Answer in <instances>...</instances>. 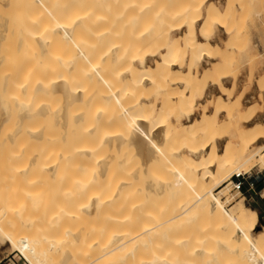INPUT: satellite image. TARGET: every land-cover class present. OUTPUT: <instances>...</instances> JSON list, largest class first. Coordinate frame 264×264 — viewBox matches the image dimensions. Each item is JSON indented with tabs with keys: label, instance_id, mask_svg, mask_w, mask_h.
<instances>
[{
	"label": "bare ground",
	"instance_id": "obj_1",
	"mask_svg": "<svg viewBox=\"0 0 264 264\" xmlns=\"http://www.w3.org/2000/svg\"><path fill=\"white\" fill-rule=\"evenodd\" d=\"M23 1H20L23 2L22 8L28 3L26 7L33 14H46L59 25L48 36L34 33L33 39L40 41L43 48L50 45L47 39H55L60 45V52L55 53L56 58L53 57L58 61L55 68V65L49 66L46 62V58H50L48 53L51 47L48 53L43 52L42 48L46 60H37V69L32 71V66H27L29 61L32 63L36 58L29 50L31 46L28 47L31 34L28 32L29 37L27 33L22 36L26 31L19 34L25 36V41L28 39L27 43L23 42L28 45L24 46L20 43L23 38L15 33L17 29L13 27L14 33L19 36L16 38L24 46L21 48L28 47L31 53L26 54L27 57L30 55L29 60L25 56L27 49H23V57L27 58L24 59L25 64L31 67V71L23 63L20 70L17 64L19 71H12L17 72L13 75L19 78L18 83L15 82L18 92L29 95L22 96L17 92V96L22 97L18 98L19 101L23 98L27 100L23 105L27 109L19 116V121L17 119L16 124L19 125L12 128L5 138L0 133L1 151L5 146L12 148L8 160L3 161L7 168L5 170L11 181L19 180L15 187L11 185L15 189L13 193L3 194L4 188L0 190V221L5 224V227H0L1 243L9 244L13 251L31 264H236L235 260L238 259L241 264H264V222L260 223L257 212L246 205L243 197L230 209H226L223 201L231 190L229 186H232L230 180L233 176L247 174L245 167L254 160L264 168V152H261L264 147H257L258 141L264 139V124L246 128L238 140L239 149H234L235 155L239 156H234L233 152L230 157L224 158L223 152L219 151L218 142L224 139L225 144L230 142V137L224 133V123L229 119L226 122L221 120V116L227 117L223 98L227 96L233 99L236 91V82L231 76H225L231 74V61H235L233 54H237L233 53L232 46L239 40V35L230 25L239 15L236 1L182 0V5L180 0L176 4L171 0L176 6L179 3L180 7L172 5L170 8L166 6L167 2L162 3L160 10L155 7L156 12L167 20L173 19L172 23L177 20L176 28L172 25L175 30L173 34L177 32V35L171 37L170 31L165 34L159 31L154 36L152 31L156 32L157 29L152 30V26L144 24L148 27L143 28L131 25L139 39L144 38L142 35L154 34L153 38L149 36L152 38L150 44L147 43L149 46L143 45L150 49H145L143 53L139 45L141 40L135 42L136 52L127 50L125 32L130 27L128 24L135 20L132 19L131 23L130 19L128 24L125 22L128 25L125 31L123 22L128 18L126 15L125 19L126 11L113 12L116 5L126 3V0H92L89 7H86L89 0ZM216 2L226 3V6L222 9L221 4ZM147 3L143 2L141 6L139 0L136 7L129 4L131 16L137 12L135 19L139 18L141 11L145 13L149 9ZM16 6L17 10L19 5ZM66 7H81L76 18L73 17L74 25L71 27L77 30L87 26V32L75 33V29L72 30L68 24L60 25L56 16L59 9L66 14ZM20 8L18 10L22 11ZM19 15L23 16L22 13ZM38 23L43 22L40 19ZM18 26L20 32L21 26ZM3 29L6 31L7 28ZM13 29L9 28L11 32ZM221 32L226 39L218 42L217 35H221ZM133 36L130 38H136ZM142 41L144 44L145 41ZM19 43L16 42V45ZM225 43L224 48L221 45ZM249 47L252 52L259 53L251 43ZM19 50L18 47L17 52ZM5 53L6 58H11L10 51ZM2 55L0 58H4ZM260 55L264 56L263 53ZM150 60L153 61L152 65L148 64ZM207 62L210 66L200 71V67ZM225 68H229V73L226 74ZM9 73L5 75L12 77ZM9 77L7 83L11 81ZM226 80L233 81L234 86L231 84L232 88H225L223 84ZM12 84L11 87L6 86L11 90L3 92L13 91ZM209 88L218 89L221 95L200 104ZM146 90L154 95H144ZM51 94L61 95L58 107L54 105L57 122H53V114L47 117L51 120V123L48 122L51 126H57L55 135L47 133L42 126H33V118H39L41 123V117L46 118L49 114L48 101L52 104L49 99H53ZM7 98L13 101L10 95ZM36 100L43 104H38ZM230 102L233 104L235 101L230 99ZM17 103L19 105L20 102ZM238 104L235 103V106ZM245 110L239 107L240 112ZM12 112L9 115H18L17 110ZM101 129L108 131L95 135ZM173 141H177V145L182 141L184 145L178 151L175 150L177 145L174 150L171 149L175 153L171 155L172 158H176H173L175 162L172 165L170 154H166L169 150L166 152L164 148ZM44 144L53 147L45 149ZM124 144L127 148L133 146L137 151L131 154L133 158L130 157V160L138 156L141 158L119 170L111 163L114 169L110 170L109 162L116 155L114 151H119L117 147ZM172 144L168 147H172ZM106 146L112 148L106 149L110 150L107 153L104 152ZM107 154L114 156L111 159ZM160 158L165 161L162 162ZM159 159L163 166L166 163L164 167L167 169L163 171L167 174L161 171L164 177L160 174V179H157L155 177L160 172L155 174V164ZM113 162L119 166V160ZM171 169L175 172L171 173ZM7 172L3 174L5 177ZM169 173L172 175L169 176ZM175 174L177 177H173ZM20 180L24 181L23 184ZM189 187L195 188L194 191ZM155 195H166L167 198L162 199L165 202L156 200L153 205L151 198H156ZM167 199H170L169 202ZM159 203L160 206L164 203L166 208L162 209L168 215L165 213L166 216H163L162 212L152 209L151 206L155 208ZM168 206H171L169 210ZM92 220L102 223L95 222L96 226Z\"/></svg>",
	"mask_w": 264,
	"mask_h": 264
},
{
	"label": "rangeland",
	"instance_id": "obj_2",
	"mask_svg": "<svg viewBox=\"0 0 264 264\" xmlns=\"http://www.w3.org/2000/svg\"><path fill=\"white\" fill-rule=\"evenodd\" d=\"M1 1V3H0V56L2 55L4 58H0V133H1V135H2V137H3V134H4V138H5V135H7V134H9V131L12 129V128H15V126L17 125L16 124V121H17V119H18V121H19V116L24 112V111H26V107H24L23 105H26V101L27 100H25L24 98H23V102L20 100L19 101V97L20 98H22L21 96H17L18 94H20V95H22L23 93H21V92H18V88H17V85H15V82H17L18 83V75H16L17 77L15 78V76L13 75V74H17V72L16 73H13L14 71H19L20 70V68L21 67H23V66H21L22 65V63H23V65L25 66V67H27V66H29V64L32 66V71H35V69H37L36 68V63H38V62H40V61H43L44 59H45V55H44V53L43 52H47V50H48V48L49 47H51L49 50H51V51H49V59L48 58H46L47 59V65H49V66H54L55 65V68H56V64L58 63V61L56 60V59H54L53 60V57L54 58H56L57 56L55 55V53L56 52H60L58 49H59V47H60V45L59 44H57V40H55V39H52L51 41H50V39H47V41H49V47H42V45H41V42L40 41H36V40H34L33 39V36H34V33H44L45 34V36H48L49 35V32L50 31H52L53 29H56L57 27H59V25H57L56 24V22L53 20V18L51 17H48V16H46V14H41L40 13V15H37L35 12H34V14L35 15H37V16H35L34 14H33V11L32 10H30L29 9V7H26V5L28 6V1L27 2H25V6H24V8H22L23 7V4H21V3H23L24 1L23 0H8V2H7V0H0ZM19 1V2H18ZM20 1H23V2H20ZM85 1H87V0H85ZM85 1H84V3H85ZM94 1V0H93ZM93 1L92 0H89L88 2H86V7H89V6H91L92 5V3H93ZM134 1V2H133ZM137 2L139 1V0H136ZM135 0H126V3H125V1L121 4H119L118 6L116 5L115 7H114V10H113V12H114V14H116V13H119L120 12V10H122V9H124L126 12H125V21L123 22L124 23V25H126V27H125V31H126V29L128 28L127 26L128 25H130V27L132 28V26L134 25V26H137V25H140L141 27H148L147 25H149V27L150 26H152L153 28H152V30H154V29H157V31L155 32V31H152L153 33H155V35L154 34H150L149 33V35H142V36H144V38L142 37V38H137V35L136 34H134L135 33V29H133L134 30V32L132 31V29L129 27V29L125 32L126 33V37H125V40H126V42H127V50L128 51H132V52H136V49L135 48H137V43H135V42H138V41H140L141 40V44H139V45H141L140 47L142 48L140 51H141V53H143L144 51H145V49L147 50V49H150V47H147V45L149 46V44H150V38L151 37H149L150 35L152 36V38H153V35L154 36H156V34H158L157 32H159V31H161V32H164L163 34H165V32L167 33V31H170L169 33H170V36L171 37H174V36H176L177 35V32H176V34H173V33H175V30H174V27L176 28V26H177V24H178V22H177V20H174V22L172 23V21H173V19L170 21V20H167V19H165L164 17H160V15H159V13L158 12H156V11H158V10H160L161 9V7H162V3H164V2H167V4H166V6H168V8H170L172 5V7H174V5L177 3V1H179V0H173L174 1V3L170 0V3H172L171 5H170V3H169V0H140V4L142 3V5L141 6H143V2H148L147 4L149 5V9L145 12V13H143L142 11L140 12L142 15L141 16H139V18H136L135 19V16L136 17H138V15H134V14H137V12H134V13H132V16H131V13H130V11L132 10H130V7H128V6H130L129 4H131V6H133V5H135L134 7H136V5H137V2H136ZM176 1V2H175ZM181 1V3L180 4H184V3H182L183 1L182 0H180ZM186 1V0H185ZM184 1V2H185ZM189 0H187V2H188ZM236 1V2H235ZM243 1V0H242ZM250 1H252V2H250ZM91 2V3H90ZM131 2V3H130ZM156 2V3H155ZM234 2H235V4L237 5V7L240 9L239 10V12H238V14L239 15H236V20H232L231 21V27L235 30V34H237V35H239V40H236V42L234 43L235 45L234 46H232V50H233V53H237L236 55L235 54H233L234 55V59H235V61L234 60H232V57H231V59L230 60H232L231 61V67H232V72H231V74L229 73V68H227L228 70H226V68L224 69V71L226 72V74L227 73H229V74H227V75H225V76H231L232 78H233V80H234V82H236L237 83V81H238V79H239V76H240V74H241V72L243 71V69H245V68H248V72H250V74H249V77L248 78H242V79H247V82H248V85H251L252 83H254V82H256L255 80L257 79V85L259 86V89L261 90V91H263L264 90V72H263V66H264V63H263V61H264V56L262 55H260L259 53L257 54V52H252L251 50H250V47H249V45H250V43H251V45H252V42H251V37H250V34H251V30L253 29V28H257L256 27V20H257V15H261V17L259 18L258 17V19L260 20V27H261V29L263 30L264 29V26H263V24H264V4H262V3H264V0H246V2H242V3H238L239 1H237V0H234ZM248 2V3H247ZM6 3V5H4V6H7V3H8V8H10V6H11V8L10 9H7V7L6 8H4V6H3V4H5ZM19 3V4H18ZM83 3V4H84ZM186 3V2H185ZM216 3H218V4H221V8L222 9H224V7L226 6L225 4L226 3H224V5H223V3H219V2H216ZM2 4V5H1ZM127 4V5H126ZM180 4L178 3L177 4V6L176 7H180ZM240 4V5H239ZM16 5H19V7H21L23 10L22 11H19L18 9H19V7H18V11H19V13H17L16 11ZM21 5V6H20ZM85 5V4H84ZM88 5V6H87ZM154 5H156V6H154ZM179 5V6H178ZM181 5V6H182ZM249 5V6H248ZM2 7L4 8L3 10H2ZM13 7H15L14 9H13ZM26 7V8H25ZM120 7V8H119ZM158 9H156V8ZM248 7H249V9H248ZM20 8V9H21ZM76 8H77V10L78 9H80L81 7H66V9L64 10V11H66L67 13L66 14H63V13H65V12H63V10H61V9H59V12L57 13V16H56V18H57V21L60 23V25H67L68 27L70 26L71 27V25L73 24V20H74V18H76V13H78L79 11H81V9L80 10H76ZM133 8V7H132ZM135 9V8H134ZM15 10V11H14ZM75 10V11H74ZM83 10V9H82ZM261 10V11H260ZM9 11H10V13H9ZM24 12V13H23ZM205 12V11H204ZM12 13H14V14H12ZM22 13V15L23 16H21V15H19V14H21ZM258 13V14H257ZM18 16H17V15ZM69 14V15H68ZM156 14V15H155ZM257 14V15H256ZM13 15V16H12ZM14 15H16V16H14ZM44 15H45V17H44ZM71 15V16H70ZM76 15V16H75ZM126 15H127V17H126ZM130 15V16H129ZM157 15H159V17L157 16ZM205 15V14H204ZM61 16V17H60ZM63 16H65V17H63ZM70 16V17H69ZM144 16V17H143ZM146 16V17H145ZM251 16V17H250ZM32 17H34V18H32ZM44 17V18H43ZM66 18V20L65 19H63V18ZM67 17H69L68 19H67ZM74 17V18H73ZM140 17H142V18H140ZM159 19H158V18ZM250 17V18H249ZM60 18H62V21H61V19ZM163 18L164 19V22H163V19L161 20V19ZM29 19V20H28ZM36 19V20H35ZM38 19V20H37ZM40 19H41V22H43V23H38V22H40ZM46 21H45V20ZM73 19V20H72ZM131 19V20H130ZM132 19L133 20H135L133 23H132ZM157 19H158V21H157ZM45 22H44V21ZM129 20H130V22L132 23V24H128V23H130L129 22ZM146 20V21H145ZM154 20H155V22H154ZM143 21V22H142ZM162 21V22H161ZM170 21V22H169ZM30 22V23H29ZM128 24H126V23ZM154 22V23H153ZM168 22V23H167ZM90 23V22H89ZM136 23V24H135ZM175 23V24H174ZM18 24H20V26H21V31L19 32V30H20V27L18 26ZM33 24V25H32ZM144 24H147V25H144ZM156 24H159V25H156ZM162 24H164V25H162ZM167 24L168 25H170L171 24V26H167ZM9 25H10V27H9ZM14 25H16V26H14ZM29 25H31V26H29ZM41 25V26H40ZM74 25V24H73ZM73 25H72V27H73ZM89 25V24H88ZM132 25V26H131ZM155 25V26H154ZM167 27H166V26ZM172 25H174V27L172 26ZM176 25V26H175ZM23 26V27H22ZM33 26V27H32ZM133 26V27H134ZM159 27V29H158V27ZM164 26V27H163ZM10 29H13V27L15 28V29H17L16 31L17 32H15L14 30L15 29H13V32H11V30H9V28ZM17 27V28H16ZM19 27V28H18ZM27 28V30L25 29V28ZM31 27V28H30ZM55 27V28H54ZM71 27V28H72ZM165 28V29H163V28ZM3 28H7L10 32H6L7 31V29H6V31H4L5 29H3ZM85 28V29H84ZM143 28H142V31H144L143 30ZM161 28V29H160ZM168 28V29H167ZM172 29V30H169V29ZM238 28H241V30L239 31V29ZM23 29H25V30H23ZM74 29H75V33H80V34H83V32H85V30H86V32L88 31V28H87V26H83V28H80V29H78L77 28V30H78V32H77V30H76V27H74ZM73 28H72V30H74ZM131 29V30H130ZM167 29V30H166ZM2 30H3V32H2ZM30 30H31V32H30ZM174 30V31H173ZM246 30V31H245ZM23 31H26L25 33H22ZM173 31V32H172ZM17 33L18 35L20 34V33H22V36L23 35H25L26 33V36H28L29 34H31L30 36V38H29V40H30V42H31V45H30V42H29V45L28 44H23V42L25 43H27V41H28V39H27V41H25V39H24V37H21V35H19L20 36V38H23V40L21 39V41H20V43L22 42V44L24 45V46H27L28 45V47H30L31 46V48H29V50L32 52V54L34 53V55L33 56H36V58H34V60L32 61V63H30V61L28 62V65L26 66V62L24 61V59H25V57H23L24 56V52L25 51H27L26 53H25V56L27 57V55L26 54H31V53H29L30 51L28 50V47L27 48H25V49H27V50H25L24 48V52H23V49L21 48V46H23L22 44H20L19 43V39H17L16 37L18 36L17 34H15V33ZM19 32V33H18ZM28 32H29V34H28ZM131 32V33H130ZM133 32V33H132ZM151 32V31H150ZM151 32V33H152ZM11 33V34H10ZM13 33V34H12ZM33 33V34H32ZM160 33V32H159ZM130 34H132L131 36H133V35H135L136 36V38H132V39H135V40H137V41H134V40H132L130 37ZM173 34V35H172ZM179 34V33H178ZM18 36V37H19ZM148 36V37H147ZM29 37V36H28ZM134 37V36H133ZM32 38V39H31ZM151 38V39H152ZM142 39L145 41L144 42V44H143V41H142ZM17 40V41H16ZM45 41H46V39H45ZM44 40H43V42H45ZM56 41V42H55ZM148 41V42H147ZM228 41H229V39H228ZM16 42H18L19 44H17L16 45ZM152 42H156L155 40L153 41L152 40ZM231 42H232V40H231ZM135 43V44H134ZM140 43V42H139ZM147 43H149V44H147ZM228 43V42H227ZM134 44V45H133ZM145 44H147L146 46H144L143 47V45H145ZM153 44L154 43H152V49H153ZM249 44V45H248ZM41 45V46H40ZM58 45V47H56ZM136 45V46H135ZM226 43L224 44V45H221L222 47H226ZM23 46V47H24ZM46 46V45H45ZM47 46H48V44H47ZM132 46H134L133 48H132ZM17 47V48H16ZM18 47L20 48V50H19V52H17L18 51ZM155 47V46H154ZM16 48V50H14ZM44 49V51H43V49ZM47 48V49H46ZM131 48V49H130ZM32 49H33V51H32ZM55 49H56V51H55ZM229 49H231V46H230V48ZM237 49H238V52H237ZM21 50H22V52H23V54H22V52H21ZM46 50V51H45ZM58 50V51H57ZM143 50V51H142ZM250 50V51H249ZM4 51H7V52H9L10 51V53L9 54H11V58H10V56L9 57H7L6 58V53L4 52ZM29 51V52H28ZM43 51V52H42ZM243 51V52H242ZM6 54V55H4V53ZM50 52H51V54H50ZM36 53V54H35ZM246 54L247 53V55H245V56H243V54ZM256 54V55H255ZM52 57H51V56ZM56 56V57H55ZM258 56V57H257ZM30 57V55L27 57V58H29ZM32 57V56H31ZM47 57V56H46ZM262 57V58H261ZM27 58L25 59V60H27ZM253 58V59H252ZM1 59H3L4 60V62L1 60ZM7 59V61H5ZM23 59V60H22ZM31 58H29V60H30ZM45 59V60H46ZM245 59V60H244ZM37 60H38V62H37ZM44 60V61H45ZM53 60V61H52ZM56 60V61H55ZM55 61V62H54ZM3 62V63H2ZM54 62V63H53ZM57 62V63H56ZM153 61H148V64L149 65H152L153 63H152ZM249 62V63H248ZM262 62V63H261ZM2 63V64H1ZM26 63V64H25ZM244 63V64H243ZM17 64H19L18 65V67H19V70L17 69L18 67H17ZM233 65V66H232ZM208 66H210V64H209V62H207L206 64H204L203 65V67H200V71H202L201 70V68H207ZM13 67H15L14 68V70H12L13 69ZM17 67V68H16ZM262 68V69H261ZM16 69V70H15ZM27 69H28V71L30 70L31 71V67L29 68V67H27ZM13 71V72H12ZM258 71H261L260 73H258ZM10 72V73H9ZM11 72H12V74H11ZM6 73H9L10 75H13L12 77H11V81H13V79H15V81H13L14 83L12 84V82L11 81H8V83H7V80H8V78L7 77H9L8 76V74L7 75H5ZM32 73V72H31ZM256 73H258V74H256ZM255 75H257V77L255 78ZM9 77V78H10ZM222 77V76H221ZM262 77V78H261ZM6 81V82H3V81ZM5 84V85H4ZM9 84V85H8ZM10 84H12V85H14V86H12L14 89H15V91H14V89H13V91H10L9 93H5V92H3L4 90H7L8 91V89H7V87L8 86H10L11 87V85ZM4 85V86H3ZM7 86V87H6ZM200 86L201 87H203V85L200 83ZM234 86V85H233ZM6 87V88H5ZM2 88H3V90H2ZM12 89V88H11ZM11 89H9V90H11ZM197 89H199V88H197ZM248 88H244V90H243V92H245L246 90H247ZM13 92V93H12ZM17 92H18V94H17ZM148 92V93H147ZM198 93V92H197ZM16 95V97H15V95ZM151 94V91L150 90H146L145 92H144V95H146V96H148V95H150ZM152 94H153V92H152ZM151 94V95H152ZM210 94H211V96H210ZM236 94V91L233 93V95L232 96H236L235 95ZM8 95V96H7ZM9 95L13 98V101H12V99H11V101H10V99H8L7 97H9ZM12 95H14V96H12ZM52 95V94H51ZM154 95V94H153ZM152 95V96H153ZM215 95L217 96V95H221V93H218V94H215V92H208V94L206 95V97L204 98V99H206V100H204V99H202V101L200 100L199 101V103L201 102V103H206L207 101H210V100H212V99H214L215 98ZM1 96H4V97H1ZM6 96V97H5ZM22 96H29V95H27V94H23ZM53 96V99H52V97H51V99H49L51 102H52V104L48 101V104L50 105V112H49V114L46 116V118L45 117H41V123H40V120H39V118H33V123L35 124V125H33V126H37V127H41L42 126V128L43 129H45L46 131H47V133L49 132H52L51 133V135H55L56 134V130H57V126L55 125V126H51V120L49 121L48 119H47V117H49L50 115L52 116V114L54 115L55 113H53V112H56V110H55V108L56 107H58V104H59V102H60V97L59 96H61V95H59V94H54V95H52ZM241 96H243V95H241ZM45 97H47V96H45ZM209 97V98H208ZM4 98H5V100H4ZM44 98V97H43ZM48 98H49V96H48ZM38 99V98H37ZM41 98H39L38 100H40ZM46 99V98H45ZM209 99V100H208ZM226 99H228L227 98V96L226 97H224L223 98V103L226 105V107H225V115H227V117L226 116H221V120H223L224 122H226L228 119H229V121H227L226 122V124L224 123V133L228 136V137H230V142H228L227 144H225V143H222V144H219V151L222 153L223 152V154H222V156L224 157V158H228V157H230L231 155H232V153L234 154V156H236V155H238V154H236L235 155V151H236V149H239V148H237L238 146H239V144H240V142L238 141L239 140V138H241L242 136H243V134H244V132H245V130H246V127H244L243 125H244V123H248V121H249V119L250 120H252L250 117H253V115L255 114V111H252V110H250L249 109V112H250V114L247 116V118H243V113L246 111H242V112H240L239 111V107L240 106H242L243 107V105H242V103H241V101L239 100V99H236V100H234L235 102H233V104H232V102H230V99H231V101H233V99H232V97L230 98V99H228L227 100V102H226ZM3 100V101H2ZM38 100H36L37 102H38V104L40 103V101H38ZM238 100V101H237ZM260 100H261V102L263 103V101H264V98H263V95H261V97H260ZM10 103H9V102ZM15 101H16V103H15ZM35 101V100H34ZM43 102H44V99L42 100ZM46 101H47V99H46ZM45 101V103H47ZM206 101V102H205ZM3 102V103H2ZM5 102V103H4ZM7 102V103H6ZM14 102V103H13ZM17 102H20L19 103V105H18V103ZM36 102V103H37ZM43 102L42 103H40V105L41 104H43ZM239 103L238 105H236L235 106V103ZM12 103V104H11ZM29 103V102H28ZM36 103H34V104H36ZM44 103V104H45ZM200 103V104H201ZM228 103V104H227ZM231 103V104H230ZM2 104H4V105H2ZM17 104V105H16ZM37 104V105H38ZM7 105H9L8 107H7ZM12 105V109L11 108H9L10 106ZM56 107H55V106ZM244 105H248V103L247 104H244ZM19 106H21L20 108L21 109H19ZM36 106V105H35ZM263 106H264V103H263ZM15 107V108H14ZM217 107V105L216 106H214V108H216ZM201 107H199L198 109L199 110H201L200 109ZM17 110V113H18V115L16 116V118H13V116H14V114H13V116L12 115H9V114H11V110L13 111L12 113H14L16 110ZM9 110H10V112H9ZM15 110V111H14ZM58 110V109H57ZM198 113L200 112V111H197ZM6 114H8V115H6ZM57 114V113H56ZM199 115L200 114H198L197 115V117H199ZM10 118H9V117ZM14 116V117H15ZM56 116L57 115H54L53 117H54V121L53 122H55L56 120H55V118H56ZM8 117V118H7ZM18 117V118H17ZM7 118V119H6ZM4 119H6V120H4ZM15 121H14V120ZM53 119V118H52ZM243 119L245 120V122L243 121ZM2 120H4V121H2ZM1 122H5V129H3L4 127H2L3 126V123L1 124ZM7 122V123H6ZM48 122H50V123H48ZM52 122V123H53ZM57 122V121H56ZM244 122V123H243ZM251 122V121H250ZM228 123V124H227ZM42 124V125H41ZM19 125V124H18ZM17 125V126H18ZM20 125H23V123H20ZM8 126V127H7ZM2 127V128H1ZM53 127V128H52ZM55 127V128H54ZM52 128V129H51ZM227 128V129H226ZM1 129H3L2 131L3 132H1ZM107 130V129H106ZM108 131V130H107ZM107 131H105L104 129H101L98 133H96L95 135H97V134H100L101 135V133L102 134H105ZM97 136H99V135H97ZM179 141V140H178ZM175 142V143H174ZM246 142V141H245ZM244 141L242 142V143H245ZM173 143V144H172ZM181 143V144H180ZM241 143V144H242ZM49 144V143H48ZM48 144H44L43 146L45 147V149H48L49 147V145ZM171 144H172V147H168V146H171ZM171 144H169V145H166V147L164 148V151H168L166 154H170V156H169V158L171 159V164L173 165V158H175V157H173L172 158V156L175 154V153H173V151L172 150H174L177 146V148L175 149L176 151H178V150H180L181 148H182V145H184L183 144V142L181 141V142H179L178 143V145H177V141H173V142H171ZM48 145V146H47ZM51 145V144H50ZM53 145V144H52ZM125 145L126 144H124V146L122 147V146H118L117 148H118V150L119 151H121L120 153H119V151H114V153H116V155L114 156L113 154H112V156H114L113 157V159H112V156H111V154H107V157L109 156L113 161L115 160V161H117L118 162V160H119V166H117V165H115V162H109L110 161V158H109V165L112 163V164H114V167L116 166V168H118V170H119V168L120 169H123L124 167H125V165L127 164V163H131V161L133 162V163H135L137 160H138V158H141V157H139L138 156V158L136 157V156H134V158L136 157V159H132V160H130L129 158L131 157V158H133L132 156H131V154H136L137 153V151H135L136 149L135 148H133V146L131 147H129V148H132V149H129V148H127V147H125ZM154 145L156 146V144L154 143ZM177 145V146H176ZM181 145V146H180ZM225 145V146H224ZM127 146V145H126ZM155 146H153L154 148H155ZM245 146V145H244ZM243 146V147H244ZM1 147H4V146H1ZM48 147V148H47ZM53 146H51L50 148H52ZM109 148H110V146H108ZM157 147V146H156ZM38 148H40V147H38ZM49 148V149H50ZM109 148H107V146L105 147V150L106 149H109ZM114 148H115V146H114ZM113 148V149H114ZM116 148V149H117ZM153 148V149H154ZM170 148V149H169ZM174 148V149H173ZM179 148V149H178ZM233 148V149H232ZM2 149V148H1ZM1 149H0V151H1ZM54 149V148H53ZM112 148H110V150H111ZM133 149H134V151H133ZM167 149V150H166ZM172 149V150H171ZM234 149H235V151H234ZM104 150V152H106L107 153V151H110V150H106L105 151ZM115 150V149H114ZM155 150H156V148H155ZM171 150V151H170ZM240 150H244L243 148H241ZM11 151H12V148H10V147H7V146H5V148H3V150L1 151V155H0V162H1V164H0V185L2 184V185H5V186H0V190H1V188L3 189V194L4 193H13L14 192V190L15 189H12V186H14L15 187V185L17 184V183H19V180L17 181L16 180V182L15 181H11L12 180V178H11V180L9 179L10 177H8V172H7V170H5V169H7L6 168V166L3 164V161H6V160H8V156H9V154L11 153ZM133 151V152H132ZM158 151V150H157ZM175 151V152H176ZM3 152V153H2ZM132 152V153H131ZM136 152V153H135ZM170 152V153H169ZM172 152V153H171ZM238 152V151H237ZM241 152V151H240ZM245 152V151H244ZM243 152V153H244ZM109 153V152H108ZM117 154H118V156H117ZM133 154V155H134ZM172 155V156H171ZM243 155V154H242ZM239 156V155H238ZM241 157V156H240ZM114 158H117V160L116 159H114ZM119 158V159H118ZM236 158V157H235ZM239 158V157H238ZM161 159V158H160ZM160 159H159V161H160ZM176 159V158H175ZM133 160H135V162L133 161ZM157 160H158V158H157ZM140 161V160H139ZM141 161H142V159H141ZM158 161V162H159ZM161 161L162 162H164L165 161V159L163 160V159H161ZM159 162L160 164L158 165L156 162V164H155V168H156V171H154V173L156 174V175H158L157 173H159V175H158V177L156 176V175H154V176H156L155 178H159V176H160V174L162 175V177H164V175L163 174H167V173H165L164 171H165V168L166 167H164L165 166V164L166 163H164V166H163V163L162 162ZM116 162V163H117ZM175 162V161H174ZM117 163V164H118ZM132 163V164H133ZM259 162L258 161H256V160H254L252 163H250V164H248L246 167H245V172L247 173L249 170H250V168L251 167H253V166H256L257 164H258ZM4 165V167H3V165ZM111 164V165H112ZM110 165V166H111ZM175 165H176V163H175ZM174 165V166H175ZM164 169H163V168ZM259 168H260V166H259ZM113 170L114 168H113V166H111V168H110V170ZM167 169V168H166ZM173 169H175V167L173 168ZM164 170V171H163ZM169 170V169H168ZM5 171V172H4ZM116 171H117V169H116ZM163 172V174H162V172ZM172 171V169L170 170V172ZM2 172H4V173H2ZM7 172V177H5L3 174H5ZM120 171H118V173H119ZM173 173L175 172L174 170L172 171ZM171 172V173H172ZM235 172V171H234ZM236 172H238V171H236ZM116 173V172H115ZM171 173H169V176L170 175H172ZM117 174V173H116ZM152 175H153V173H152ZM173 177H177L176 176V174L173 176ZM186 177H188V175H187V173H186ZM9 180V181H7V179ZM160 179V178H159ZM14 180V179H13ZM188 180V179H187ZM7 181V182H6ZM231 182H232V180H230ZM10 182V183H9ZM12 182V183H11ZM15 182V183H14ZM20 182H21V180H20ZM23 180H22V184H23ZM6 183H9V184H6ZM228 183H230V182H228ZM228 183H227V185H228ZM21 184V185H22ZM11 186L10 188L9 187H7V186ZM230 188H231V190L229 191V192H227V194H226V197L224 196L223 197V201H224V203H225V207H226V209H230L232 206H234V204L235 203H237L241 198H242V196H241V194H240V192L239 191H237V190H235L234 189V184H232V186L230 185L229 186ZM6 188H8L9 189V191H8V189H6ZM190 189H192L191 187H189ZM229 188V189H230ZM6 189V190H5ZM189 189V190H190ZM193 189H195V188H193ZM192 189V190H193ZM192 190H190V192H192ZM6 191V192H5ZM194 191V190H193ZM233 191H235V192H233ZM233 192V193H232ZM0 194H2V193H0ZM239 195V196H237V195ZM233 195H235L234 196V199H233ZM159 197H157V195H155V197L156 198H153V196H152V198H151V200H152V204L153 203H155L156 204V200H157V202H163L164 200H162V199H166L167 198V196H166V198H164L165 196L164 195H158ZM161 197V198H160ZM169 197H171V196H169ZM229 197V198H228ZM232 197V198H231ZM236 197V198H235ZM173 198V197H172ZM170 198L171 200H172V202H173V199H176V198ZM169 199V200H170ZM230 200V199H232V200H230V201H228V200ZM169 200L167 199L166 201H168L169 202ZM234 200V201H233ZM153 201H155V202H153ZM165 202V201H164ZM171 202V203H172ZM174 202H175V200H174ZM171 203H168L167 205H170ZM227 203V204H226ZM246 203V202H245ZM151 204V205H152ZM162 204V203H161ZM164 204V203H163ZM161 205L160 206V203L159 204H157V205H155L154 207L155 208H153V206H151L152 207V209H154V211H156V212H162V215L163 216H166L165 215V213L166 212H163V209L164 208H166V206L165 205ZM231 204V205H230ZM154 205V204H153ZM247 205V204H246ZM163 206H165V207H163ZM248 206V205H247ZM149 207H150V204H149ZM150 207V208H151ZM161 207V208H160ZM169 207H171V206H168V210H169ZM147 208H148V206H147ZM146 208V209H147ZM163 208V209H162ZM162 210V211H161ZM167 214V213H166ZM169 214V213H168ZM167 214V215H168ZM259 221H260V223L262 224L263 222H264V216H262V217H260L259 218ZM92 222H94V223H92ZM92 224H94V225H96V223H100L101 221H96V220H92ZM96 222V223H95ZM0 223H1V221H0ZM3 223V222H2ZM0 224V227L1 228H3L1 225H5V224ZM102 223V222H101ZM96 226H98V225H96ZM5 227V226H4ZM2 241H1V239H0V264H31V263H29V262H26V260L19 254V253H17L16 251H13L12 250V248L10 247V245L8 244H5L4 242L3 243H1ZM5 244V245H4ZM9 246V247H8ZM236 261V264H241L240 263V261H239V259H238V261L237 260H235ZM53 263H54V260H53Z\"/></svg>",
	"mask_w": 264,
	"mask_h": 264
},
{
	"label": "crops",
	"instance_id": "obj_3",
	"mask_svg": "<svg viewBox=\"0 0 264 264\" xmlns=\"http://www.w3.org/2000/svg\"><path fill=\"white\" fill-rule=\"evenodd\" d=\"M256 27L257 28H253L251 30V34H250L251 42L253 43L252 44L253 47L260 54L262 53L264 54V44L261 43L264 41V29L263 30L261 29L260 20L258 18L256 20ZM220 34L221 35H217L218 37L217 41L218 40L224 41L226 39L225 34L223 32H221ZM262 68L261 69L264 72V66ZM260 72L261 71H258V73ZM248 77H249L248 68H245L241 72L239 79L236 83V94H235L236 96H233V100L239 99L243 107L247 109L243 113V118L244 117L247 118V116L250 114L248 109L255 111V114L253 115L251 122L244 123L245 120L243 119L244 121L243 126L249 129V128H253V126H256L257 124H264V106H263L264 101L262 103L260 100L261 95H263V98H264V90L261 91L259 89V86L257 85V79L255 80L256 82L252 83L251 85H248L247 79H242V78H248ZM256 77L257 75H255V78ZM232 83L233 81L226 80L223 86L225 88L230 89L232 88L231 87L233 85ZM244 88H248V89L245 92H243ZM212 91L215 92V94L221 93V91H219L218 89L209 88L208 92H212ZM240 95H243V96L240 97ZM217 96H220V95H217ZM247 103L248 105H244ZM225 142H226V139H224L221 142H218V145L225 143ZM261 146L264 147V139L259 140L257 143V147H261ZM261 152H264V148ZM262 168L263 167L260 163L250 168V170L245 175L258 176L259 181L255 183V186L253 187V189L249 188V183L245 181L240 191V194L245 199L246 204L252 210L257 212L259 218L264 216V168L263 169Z\"/></svg>",
	"mask_w": 264,
	"mask_h": 264
},
{
	"label": "built area",
	"instance_id": "obj_4",
	"mask_svg": "<svg viewBox=\"0 0 264 264\" xmlns=\"http://www.w3.org/2000/svg\"><path fill=\"white\" fill-rule=\"evenodd\" d=\"M232 184H234V189L237 191H241V188L245 181L249 183V188L253 189L255 183L259 181L258 176H251V175H235L232 177Z\"/></svg>",
	"mask_w": 264,
	"mask_h": 264
}]
</instances>
